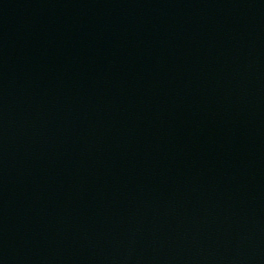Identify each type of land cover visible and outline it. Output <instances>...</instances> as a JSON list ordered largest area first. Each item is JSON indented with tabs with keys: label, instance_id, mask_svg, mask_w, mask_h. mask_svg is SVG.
I'll use <instances>...</instances> for the list:
<instances>
[{
	"label": "water",
	"instance_id": "obj_1",
	"mask_svg": "<svg viewBox=\"0 0 264 264\" xmlns=\"http://www.w3.org/2000/svg\"><path fill=\"white\" fill-rule=\"evenodd\" d=\"M175 264H264V104L215 201Z\"/></svg>",
	"mask_w": 264,
	"mask_h": 264
}]
</instances>
